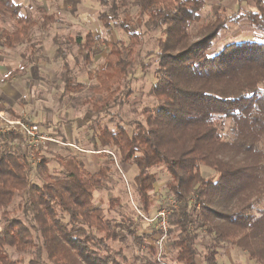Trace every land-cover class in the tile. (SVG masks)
<instances>
[{
	"label": "trees",
	"instance_id": "16d2710c",
	"mask_svg": "<svg viewBox=\"0 0 264 264\" xmlns=\"http://www.w3.org/2000/svg\"><path fill=\"white\" fill-rule=\"evenodd\" d=\"M127 1L134 13L122 10ZM127 1L114 4L113 14H100L107 30H122L127 40L89 32L72 41L87 51L88 62L107 53L90 73L101 96L94 113L101 118L132 94L128 76L140 56L137 46L146 33L158 32L151 88L156 104L131 130L120 124L100 127L95 142L117 149L123 163L136 167L134 185L146 214L157 181L153 170L162 167L169 174L170 201L160 207H169V229L161 243L165 258L164 249L178 264H199V258L220 264L221 253L232 247L264 264V41L233 40L216 49L233 24L246 22L264 34V0H254L255 10L227 13L219 7L208 15L207 0ZM40 10L36 19L15 0H0V18L8 16L15 24L8 29L0 23V43L13 48L27 42L34 54L33 29L47 30L56 20ZM64 80L70 91L83 86L74 85L71 76ZM31 150L19 126L0 129V264H123L122 248L114 244L127 234L143 240L137 235L141 221L106 218L95 204L106 168L92 173L69 152L58 156L60 176L43 177L47 160L32 159ZM35 168L40 181L33 179ZM200 229L208 238L202 244Z\"/></svg>",
	"mask_w": 264,
	"mask_h": 264
},
{
	"label": "rangeland",
	"instance_id": "374dc122",
	"mask_svg": "<svg viewBox=\"0 0 264 264\" xmlns=\"http://www.w3.org/2000/svg\"><path fill=\"white\" fill-rule=\"evenodd\" d=\"M15 1L21 4L24 13L36 19H41L40 9H44L53 13L56 20L47 30H42L39 25L33 29L32 41L36 44L34 54L27 42L13 48L0 43V96L4 97L2 100L6 107L0 111V129H8L9 121L19 119L38 125V131L45 138L31 147L30 152L34 151L31 157L37 162L42 158L47 160L48 170L42 171L43 177L60 176L62 167L58 156H66L69 152L84 161L92 173L106 168L102 185L94 191L95 204L103 209L106 218L134 223L141 221L137 223L140 225L137 235H143V240L142 236H136V239L135 236L127 234L125 241L114 244L116 248H122L125 257L121 258L123 264H148V261L155 259L159 264H178L166 249L165 258L161 247L169 229V207L160 208L166 199L170 201L166 189L170 179L167 171L162 167L153 170L157 181L151 192V212L146 214L141 209L134 185L136 167L123 163L117 149L95 142L100 127L107 125L116 129L120 124L131 130L137 122L144 119L145 109L156 104L151 95V88L158 65L155 52L160 34L146 33L143 43L140 47L137 46L140 56L137 54L135 57L134 72L128 76L132 94L125 103L111 108L109 115L97 118L93 105L101 96L93 90L97 81L90 73L102 65L107 53L102 51L88 62L87 51L72 39L77 35L85 37L92 32L111 41H117L119 38L127 40V35L122 30H107L100 20L102 13L113 14L114 4H120L121 0ZM219 7L225 8L227 13H232L238 9L255 10L256 3L254 0H207L204 14H212ZM124 8L131 9L132 13L135 11L128 1L122 10ZM0 23L8 29L15 27L14 20L8 16L1 17ZM244 39L264 41V34L252 30L246 22L233 24L229 30L222 32L216 49L226 42ZM25 55L29 58L33 56V59L30 60ZM142 59L145 63L143 67ZM65 76H71L74 85L82 83L81 89L68 90L65 87ZM98 103L101 105L104 102L101 100ZM262 146L264 148V141ZM36 171L35 168L33 179L40 181ZM163 210H166L165 215L160 213ZM199 233L198 241L202 244L208 238L204 229H200ZM150 246L155 247V253ZM10 252L14 257L19 256L13 250ZM199 264H204L200 258ZM220 264L254 263L248 259L245 252L227 247L221 253Z\"/></svg>",
	"mask_w": 264,
	"mask_h": 264
},
{
	"label": "built area",
	"instance_id": "2783aa9c",
	"mask_svg": "<svg viewBox=\"0 0 264 264\" xmlns=\"http://www.w3.org/2000/svg\"><path fill=\"white\" fill-rule=\"evenodd\" d=\"M19 120L14 122L9 121V125L12 127H14L15 125L19 126L20 129L24 131L27 137V144L29 147L36 146L41 140L45 138V136L38 131V125L29 124L28 122H24L22 120L19 121ZM31 156L33 155L31 154ZM165 211L166 210L160 211L161 215H165Z\"/></svg>",
	"mask_w": 264,
	"mask_h": 264
},
{
	"label": "crops",
	"instance_id": "0c3cea01",
	"mask_svg": "<svg viewBox=\"0 0 264 264\" xmlns=\"http://www.w3.org/2000/svg\"><path fill=\"white\" fill-rule=\"evenodd\" d=\"M0 98L3 99L4 97L1 95Z\"/></svg>",
	"mask_w": 264,
	"mask_h": 264
}]
</instances>
